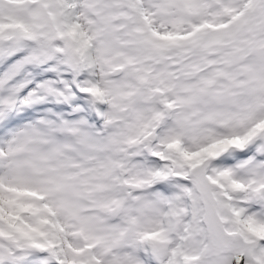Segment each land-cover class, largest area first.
Segmentation results:
<instances>
[{
    "label": "snow or ice",
    "instance_id": "snow-or-ice-1",
    "mask_svg": "<svg viewBox=\"0 0 264 264\" xmlns=\"http://www.w3.org/2000/svg\"><path fill=\"white\" fill-rule=\"evenodd\" d=\"M0 264H264V0H0Z\"/></svg>",
    "mask_w": 264,
    "mask_h": 264
}]
</instances>
